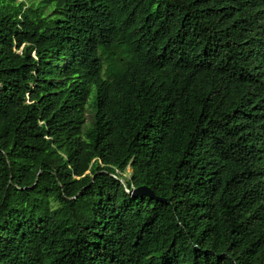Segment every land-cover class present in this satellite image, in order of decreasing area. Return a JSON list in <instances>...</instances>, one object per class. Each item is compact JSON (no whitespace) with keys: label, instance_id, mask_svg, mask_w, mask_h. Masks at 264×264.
I'll return each mask as SVG.
<instances>
[{"label":"trees","instance_id":"16d2710c","mask_svg":"<svg viewBox=\"0 0 264 264\" xmlns=\"http://www.w3.org/2000/svg\"><path fill=\"white\" fill-rule=\"evenodd\" d=\"M0 264H264V0H0Z\"/></svg>","mask_w":264,"mask_h":264},{"label":"water","instance_id":"95a60500","mask_svg":"<svg viewBox=\"0 0 264 264\" xmlns=\"http://www.w3.org/2000/svg\"><path fill=\"white\" fill-rule=\"evenodd\" d=\"M130 196L133 198L145 196V197L152 199V200H155L157 202H165L166 201L165 199L157 197L154 194V192L146 186H141V187L135 188L134 190H132Z\"/></svg>","mask_w":264,"mask_h":264},{"label":"built area","instance_id":"2783aa9c","mask_svg":"<svg viewBox=\"0 0 264 264\" xmlns=\"http://www.w3.org/2000/svg\"><path fill=\"white\" fill-rule=\"evenodd\" d=\"M135 188L134 187H131L130 189H125V191H126V193L128 194V195H131V192H132V190H134Z\"/></svg>","mask_w":264,"mask_h":264},{"label":"clouds","instance_id":"9594fccd","mask_svg":"<svg viewBox=\"0 0 264 264\" xmlns=\"http://www.w3.org/2000/svg\"><path fill=\"white\" fill-rule=\"evenodd\" d=\"M127 171H130L129 167L126 169ZM130 196V195H129Z\"/></svg>","mask_w":264,"mask_h":264}]
</instances>
